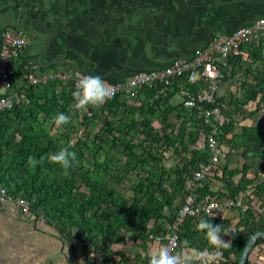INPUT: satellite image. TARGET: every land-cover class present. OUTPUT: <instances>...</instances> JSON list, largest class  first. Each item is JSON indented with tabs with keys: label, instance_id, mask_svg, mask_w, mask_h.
Instances as JSON below:
<instances>
[{
	"label": "trees",
	"instance_id": "16d2710c",
	"mask_svg": "<svg viewBox=\"0 0 264 264\" xmlns=\"http://www.w3.org/2000/svg\"><path fill=\"white\" fill-rule=\"evenodd\" d=\"M263 43L261 39L242 45L230 54L227 68L222 69V81H228L239 72L254 74L251 68L258 62L253 83L231 82L235 91L240 86L238 94H231V107L236 112L251 107L249 116L264 110ZM21 69L22 65L14 70V75H19ZM14 78L10 79L12 89L7 94L17 90L28 102L22 101L0 113V185L14 199L26 201L35 217L42 218L74 252L79 248L84 254H99L104 264H148L147 254L142 258L135 256L131 263L123 249L113 251V247L126 248L136 243L143 251L154 240L164 242L165 224L173 218L177 200L192 193L187 186L193 173L210 158L203 140L210 126L195 109L185 108L182 103L172 105L171 101L181 88L192 94L196 88H187L186 78L179 77L166 86H143L132 97L122 89L99 107L73 110L70 103L74 85L57 81L18 89ZM221 102L218 99L217 105ZM214 106L201 105L204 109ZM60 112L69 115L71 122L59 128L53 117ZM46 123L50 128L45 127ZM235 124L228 119L220 127L216 136L218 148L221 143L228 144L230 151L258 144L264 150V123L243 127L240 134H233ZM49 130H53L52 135ZM61 148L78 154V163L68 177L62 175L58 165L48 161L34 170L27 165L28 156L39 158ZM227 167L219 170L215 164L206 173H219L216 180L223 186L219 192H208L206 175L204 183L197 182V189L203 185L204 192L196 203L204 202L202 198L206 196L209 198L205 202L210 201L216 195L218 200L232 202L229 210L235 211L240 193L248 192L250 205L264 207V181L254 184L259 176H264V166L250 169L243 165L236 183L232 178L238 173ZM249 171L255 176L253 179L247 178ZM118 186L121 190H117ZM165 211H169L168 217ZM261 218L251 209H239L236 228H247ZM201 219H211L214 225L224 227L230 224L229 219L215 215L186 217L179 228L177 251L187 239L189 247L197 251L216 252L196 228ZM255 233H250V237ZM249 238L234 240L230 247L221 248L220 257L211 263L239 264ZM263 241L264 238L256 239L245 264H249L251 250Z\"/></svg>",
	"mask_w": 264,
	"mask_h": 264
},
{
	"label": "crops",
	"instance_id": "0c3cea01",
	"mask_svg": "<svg viewBox=\"0 0 264 264\" xmlns=\"http://www.w3.org/2000/svg\"><path fill=\"white\" fill-rule=\"evenodd\" d=\"M261 18H264V0H0V38L9 28L18 30L25 37L26 47L20 58L12 63L16 69L22 65L18 75L21 78L30 72L38 78L62 75L66 78L62 82L64 85H73L82 75L98 74L109 84H116L137 73L163 70L177 59H190L194 51L206 49L215 38L250 27ZM26 62L33 63L35 69L25 70L23 64ZM257 67L258 62L252 65L251 69L255 71L252 75L239 72L233 79L221 81L218 85L214 107L218 106L217 100L222 99L218 108L224 122L228 119L235 121L233 134H240L243 127H257L264 123V110L249 116L251 107L236 112L229 103L231 94H238L240 88L238 85L235 91L231 82L253 83L252 76H255ZM20 77L14 78L18 89L25 84ZM190 87L187 83V88ZM10 96L14 100L13 106L26 101L17 90H13ZM177 103H182L178 93L171 101L172 105ZM70 107L75 109L73 102ZM199 115L210 126L201 111ZM39 119L43 121L40 113ZM48 126L46 123L45 127L50 128ZM52 134L53 130H49V135ZM218 155L219 170L227 165L228 170L238 173L232 178L234 183L240 179L243 165L250 169L264 166V150L258 144H246L230 151L228 144L221 143ZM218 176L219 173L206 175L208 192L217 193L223 188L216 180ZM254 177L249 171L247 178ZM260 181H264V176H259L254 184ZM202 188L203 185L195 191L196 198L204 192ZM188 195L177 200L176 208L182 206ZM215 196L210 201L230 203ZM208 198L203 197L204 202L199 204ZM239 198L235 211H230V206L223 214L215 215L230 220L228 235L222 236V240L230 243L246 240L252 232L264 231V215L247 228H236L239 209L250 203L248 192L246 195L240 193ZM164 213L168 217L169 211ZM54 233L42 218H36L30 210L24 211L19 203L2 204L0 264H78L80 260L84 264H104L99 254H84L79 248L74 252L66 240H60ZM162 244L164 242L154 240L146 247L148 250L142 251L133 243L126 248L114 246L113 251L123 249L125 257L134 263L135 256L142 258L147 254L150 257ZM213 249L220 257L221 248ZM194 250L198 249L181 246L178 252L193 256ZM202 251L207 254L206 250ZM249 264H264V241L251 250Z\"/></svg>",
	"mask_w": 264,
	"mask_h": 264
},
{
	"label": "built area",
	"instance_id": "2783aa9c",
	"mask_svg": "<svg viewBox=\"0 0 264 264\" xmlns=\"http://www.w3.org/2000/svg\"><path fill=\"white\" fill-rule=\"evenodd\" d=\"M264 39V18L259 19L250 27L236 29L227 37L215 38L206 49L196 50L190 59H177L170 66L160 71L137 73L121 83L111 84L115 96L120 90H124L132 97L134 91L143 86L169 85L173 79L184 77L191 87L196 88L195 94L189 93L181 88L178 96L185 108L195 109L203 113V117L210 121V132L203 135L205 148L210 153V158L206 164L200 166L199 171H195L187 186L192 192L184 198L181 207H178L173 218L165 225V233L162 235L164 244L171 243L175 250H178V233L186 217H198L204 215H221L225 208L232 206V202L225 204L217 201H209L203 204H197V198L194 195L199 181H203L206 173H210L211 168L219 162L218 142L216 136L220 127L224 124L221 111L218 106L212 109L203 110L201 105H213L216 103V94L219 83L223 79L222 69L228 66V57L233 51H237L242 45H251ZM26 39L21 32L15 29H7L2 33L0 44V113L13 107V97L7 94L12 89L10 79L20 77L14 75L15 67L12 66L13 60L17 59L26 47ZM33 63L23 64L25 70H34ZM21 78V77H20ZM25 84L37 85L46 84L54 80L65 81V76L56 75L52 77L38 78L32 72L23 75L21 78ZM78 81V80H77ZM77 81L73 82L75 84ZM112 96V97H113ZM16 202L24 207V211H29L26 202L11 197L6 189L0 185V206L3 203ZM251 209L253 213L264 215V207L256 205H246L242 211ZM175 237V239H173ZM191 264H201L195 261ZM210 264L211 261H210Z\"/></svg>",
	"mask_w": 264,
	"mask_h": 264
},
{
	"label": "clouds",
	"instance_id": "9594fccd",
	"mask_svg": "<svg viewBox=\"0 0 264 264\" xmlns=\"http://www.w3.org/2000/svg\"><path fill=\"white\" fill-rule=\"evenodd\" d=\"M113 94V86L100 75H82L72 91L73 105L77 110H87L89 106L99 107L110 100ZM53 121L57 127L65 126L71 122V117L60 112L54 115ZM45 161L58 165L62 169V175L68 177L71 169L78 163V154L68 148H61L57 152L39 158L31 155L27 157V165L33 170L44 164ZM196 228L204 235L211 248H228L231 246L230 241L222 240V236L228 235V228L222 224L214 225L211 223V219H201ZM182 244L184 247H188L189 241L185 239ZM179 246V244L176 245V247ZM218 256L219 252L210 251L205 254L195 250L193 256L181 254L169 243L159 246L148 258V264H191L193 260L200 261L201 264H210V261H215ZM78 264H84L83 260L78 261Z\"/></svg>",
	"mask_w": 264,
	"mask_h": 264
},
{
	"label": "water",
	"instance_id": "95a60500",
	"mask_svg": "<svg viewBox=\"0 0 264 264\" xmlns=\"http://www.w3.org/2000/svg\"><path fill=\"white\" fill-rule=\"evenodd\" d=\"M258 238H264V231L263 232H257L254 235H252L249 240L247 241L245 248L243 250V253L240 258L239 264H245L247 260L248 253L250 252V249L252 248L253 243Z\"/></svg>",
	"mask_w": 264,
	"mask_h": 264
},
{
	"label": "rangeland",
	"instance_id": "374dc122",
	"mask_svg": "<svg viewBox=\"0 0 264 264\" xmlns=\"http://www.w3.org/2000/svg\"><path fill=\"white\" fill-rule=\"evenodd\" d=\"M219 163H220V162H219ZM165 165H167V166H168V163H167V162H165ZM127 184H128V183H127ZM218 187H220V186H218ZM82 190H84V191H85V189H83V188H82ZM117 190H121V186H118Z\"/></svg>",
	"mask_w": 264,
	"mask_h": 264
}]
</instances>
